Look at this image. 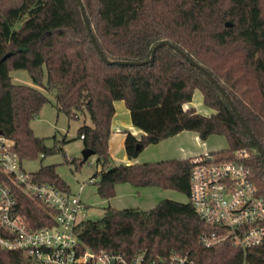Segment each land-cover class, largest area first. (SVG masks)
Returning <instances> with one entry per match:
<instances>
[{
	"label": "trees",
	"instance_id": "16d2710c",
	"mask_svg": "<svg viewBox=\"0 0 264 264\" xmlns=\"http://www.w3.org/2000/svg\"><path fill=\"white\" fill-rule=\"evenodd\" d=\"M82 2L107 58L145 60L161 40L178 45L224 87L264 148V0ZM15 69H27L35 85L14 83ZM196 89L211 114L184 107ZM46 92L53 93L57 109L69 119L89 115L91 123H83L78 136L97 155L93 182L102 198L113 197L120 182L190 192L192 158L112 163L108 141L116 100H124L133 124L144 131L141 137L127 132L130 158L184 130L203 140L224 135L227 146L211 152L214 159L244 161L264 194V160L245 127L212 81L174 49L160 47L154 60L143 65L108 64L96 51L76 0H0V131L21 161L62 149L46 145L30 125L49 100ZM66 161L75 167L85 162L81 157ZM30 173L69 192L55 164H41ZM0 184L15 187L31 225L54 223L49 210L13 185L1 168ZM210 231L191 202L169 198L149 210L110 206L100 219H82L76 226L81 242L93 251L147 260L179 251L189 253L195 264H264V245L246 251L229 242L206 247L200 238ZM0 264L36 263L22 251L0 247Z\"/></svg>",
	"mask_w": 264,
	"mask_h": 264
},
{
	"label": "built area",
	"instance_id": "2783aa9c",
	"mask_svg": "<svg viewBox=\"0 0 264 264\" xmlns=\"http://www.w3.org/2000/svg\"><path fill=\"white\" fill-rule=\"evenodd\" d=\"M12 144L0 134V168L13 185L49 210L54 223L31 225L15 187L0 184L1 248L22 251L36 264H195L186 252L172 251L166 257L147 260L142 255L130 257L84 246L76 233L85 208L83 200L53 183L33 178L23 169ZM191 162L189 202L212 227L201 235V243L211 247L229 242L243 251L264 245V194L253 180L251 167L244 161L216 160L211 152L197 155Z\"/></svg>",
	"mask_w": 264,
	"mask_h": 264
},
{
	"label": "crops",
	"instance_id": "0c3cea01",
	"mask_svg": "<svg viewBox=\"0 0 264 264\" xmlns=\"http://www.w3.org/2000/svg\"><path fill=\"white\" fill-rule=\"evenodd\" d=\"M198 91L201 93L203 106H206L203 102L202 92L199 89H196L192 101L186 103L184 106L185 108L195 107L198 112H201L193 103L195 94ZM206 108H208L209 111L205 110L207 112L201 113L211 114L213 112V109L210 107L206 106ZM84 119H86L85 123L90 124V121L86 116ZM128 131L137 137H141L144 134L143 130L133 124L131 112L127 108L124 100H116L115 113L111 123V134L108 141L111 161L114 164H134L172 158H193L200 154L216 151L211 148L208 143L202 141L203 139L197 132L184 130L157 143L149 144L137 157L130 158L126 153L124 144ZM90 179H93V176L90 177ZM79 186L78 192H74L69 188V193L79 196L83 200L85 203L83 212L88 210L87 205L89 203L102 208L104 211L105 208L110 206L119 210L126 208L149 210L154 208L166 197H174L173 191L168 189L158 186H135L129 182L117 183L115 186L116 193L111 198H102L99 195L97 186L94 182H92V185L90 186L85 183Z\"/></svg>",
	"mask_w": 264,
	"mask_h": 264
},
{
	"label": "rangeland",
	"instance_id": "374dc122",
	"mask_svg": "<svg viewBox=\"0 0 264 264\" xmlns=\"http://www.w3.org/2000/svg\"><path fill=\"white\" fill-rule=\"evenodd\" d=\"M12 80L14 83L35 85L31 74L27 69H15L11 72ZM44 83L46 82V73L43 76ZM42 90H45L43 86H39ZM49 100L45 102L40 109L39 113L31 119L30 125L37 136L45 138V144L48 146L56 145L57 148H62L53 153L45 155L41 159L39 157L33 159H24L21 161L22 167L27 172H35L39 169L41 164H55L57 173L68 183L69 188L78 192L79 185L85 183L88 186L92 185L95 178L90 179L97 170V155L92 154L84 163L75 167L72 162L66 161L65 153H68L72 158H82V150L84 148L83 140L78 136V128L85 123L86 119L90 121L89 115H85L80 120L69 119L68 116L59 111L54 103V95L51 92H46ZM194 105L201 112H207L206 106H203L201 100V93L198 91L195 94ZM205 141L215 150L223 149L227 146V140L224 135L213 134L209 136ZM173 191L174 197H166L179 202H188L189 198L186 194L175 190ZM178 198V199H177ZM85 212H81L80 219H100L104 210L100 207H96L92 203L87 205Z\"/></svg>",
	"mask_w": 264,
	"mask_h": 264
},
{
	"label": "water",
	"instance_id": "95a60500",
	"mask_svg": "<svg viewBox=\"0 0 264 264\" xmlns=\"http://www.w3.org/2000/svg\"><path fill=\"white\" fill-rule=\"evenodd\" d=\"M76 1H77V3L80 6V10H81V13H82V16H83L84 23L86 25L87 31H88V33L90 35L91 41H92L96 51L101 56V58L105 62H107L108 64L143 65V64L149 63V62L154 60L155 53L160 47L169 46L172 49H174L176 52H178L181 56H183L186 60H188L191 64H193L198 69H200L212 81V83L216 86V88L224 96L226 101L230 104V106L232 107L233 111L235 112L237 118L240 120V122L245 127L246 131L248 132L249 136L251 137V139H252L257 151L259 152V154L262 156V158L264 160V148L260 144L259 140L256 138L255 134L252 132V130L250 129V127L248 126V124L246 123V121L244 120V118L242 117V115L240 114L238 109L236 108L235 104L233 103L232 99L230 98L229 94L226 92L224 87L207 70V68L205 66L201 65L199 62H197L196 60L192 59L178 45H175V44H173L172 42H170L168 40H161L158 43H156L153 46V48H152L151 56L148 59H145V60L130 61V60H112V59L107 58L105 56V54L103 53L102 49L100 48L98 42L96 41L95 36L92 33V28H91L90 22L88 20V17H87V14H86V11H85V8H84V4H83L82 0H76ZM226 25H231V23L227 22ZM0 134H2L1 131H0ZM92 154H95V151L93 149H91L89 147H84V149L82 150V158H83V160H87Z\"/></svg>",
	"mask_w": 264,
	"mask_h": 264
}]
</instances>
